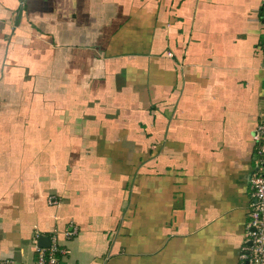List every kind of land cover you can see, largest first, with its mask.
<instances>
[{
    "label": "crops",
    "instance_id": "crops-1",
    "mask_svg": "<svg viewBox=\"0 0 264 264\" xmlns=\"http://www.w3.org/2000/svg\"><path fill=\"white\" fill-rule=\"evenodd\" d=\"M263 6L0 0V264H34L41 234L64 264H237ZM133 170L149 174L129 175L121 223Z\"/></svg>",
    "mask_w": 264,
    "mask_h": 264
},
{
    "label": "built area",
    "instance_id": "built-area-1",
    "mask_svg": "<svg viewBox=\"0 0 264 264\" xmlns=\"http://www.w3.org/2000/svg\"><path fill=\"white\" fill-rule=\"evenodd\" d=\"M252 141L254 148L249 176L251 201L237 264H264V115L252 132ZM48 202L56 203L53 199H49ZM77 232V226L70 224L64 230V235L71 238ZM49 242L48 247H40L37 245V239L33 240L34 264H64L62 257L66 254V250L57 243L56 234L49 236Z\"/></svg>",
    "mask_w": 264,
    "mask_h": 264
},
{
    "label": "rangeland",
    "instance_id": "rangeland-1",
    "mask_svg": "<svg viewBox=\"0 0 264 264\" xmlns=\"http://www.w3.org/2000/svg\"><path fill=\"white\" fill-rule=\"evenodd\" d=\"M49 94V93H47ZM48 96V95H47ZM130 127L129 124L127 123H123L121 125V130H125L126 128ZM137 132L141 133L143 136H145V129L144 128H138ZM109 142H113V141H107ZM107 142L105 141V144H107ZM123 142H126V146L123 148L126 150H130L132 152V148H131V143L132 141L130 140H125ZM117 143V142H116ZM111 144V143H109ZM108 145V144H107ZM129 152V151H128ZM129 156H123L122 160H129ZM133 158V157H132ZM139 164L141 163V165L145 164V157H139ZM126 173V180L123 184V189H122V193H121V201L117 202V210H118V215L121 217L120 221L121 223L123 221L128 222V214H129V194L130 191L132 189V185H131V181L129 180V175L132 174L133 175V179L138 178L139 180L144 179L149 173H146L145 171H135L133 170V172H125ZM141 190V189H140ZM127 227V226H126Z\"/></svg>",
    "mask_w": 264,
    "mask_h": 264
},
{
    "label": "water",
    "instance_id": "water-1",
    "mask_svg": "<svg viewBox=\"0 0 264 264\" xmlns=\"http://www.w3.org/2000/svg\"><path fill=\"white\" fill-rule=\"evenodd\" d=\"M50 244L49 237L46 235H39L37 239V245L40 247H48Z\"/></svg>",
    "mask_w": 264,
    "mask_h": 264
}]
</instances>
